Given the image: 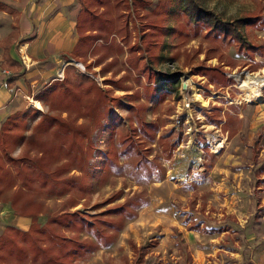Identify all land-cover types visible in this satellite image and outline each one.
Masks as SVG:
<instances>
[{
    "label": "trees",
    "instance_id": "1",
    "mask_svg": "<svg viewBox=\"0 0 264 264\" xmlns=\"http://www.w3.org/2000/svg\"><path fill=\"white\" fill-rule=\"evenodd\" d=\"M76 1L74 28L77 39L69 51L62 53L65 64L61 76L53 77L33 95L45 105V111L40 112L30 126L27 121L36 116V109H15L0 122V201H7L11 206L21 202L17 213L29 217L26 228L7 223L1 229L0 264H86L89 255L98 247L112 243L125 220L134 218L137 208L146 203L142 191H132L118 201L122 195V189L118 188L94 203L96 211L74 207L89 189L91 132L100 128L123 96L128 100L125 101L127 126L118 135L117 145L109 140L102 171L118 174L124 169L136 182L157 181L164 177L161 160L169 159L182 140L185 120L184 112L175 117L174 104L165 101L168 91L175 88L173 74L150 65L157 61L166 36H201L207 41L203 59L191 68V73L204 76L206 84L215 86L231 82L223 72L224 67L234 66L232 56L225 53L229 47L242 57L241 66L251 64L248 70L260 66L254 57L264 56V42L249 33L264 27V0H255L251 9L231 17L221 16L206 5L205 0ZM0 10L14 12L2 2ZM130 29L134 34L132 42ZM17 35V31L10 30L0 39V68L14 73L6 78V86H11L14 78L24 73L20 60L9 54V46ZM113 35L118 36V42ZM98 40L100 43H96ZM124 47L128 70L142 75L144 81L141 90L115 94L114 89L128 90L124 83L126 75L103 77V85L94 77L109 70L114 62L115 58L106 59L111 49L122 52ZM195 50L197 54L202 51L200 45ZM88 53L99 55L87 61ZM212 57L216 62L206 64L205 61ZM70 60L80 61L87 72L78 70ZM100 63L97 70L93 69L92 66ZM158 80L161 81L158 83ZM234 81L237 84L235 78ZM250 81L245 88L254 83L259 86L256 80ZM148 102L149 108L156 113L154 118L145 117ZM221 108V105L209 103L201 109L207 123L218 125L227 137H231L238 130L240 117L237 112ZM62 112L66 116H62ZM78 117L84 121H77ZM263 138L264 120L248 141L251 163L255 164L251 181L253 191L264 182V175H261L264 155L259 157ZM214 143L217 149L219 144L215 140ZM20 146L21 152L13 155V150ZM205 150L210 167L216 153L208 148ZM72 169L77 172L69 174ZM39 192L61 200L60 207L46 214L42 222L39 214L43 202L36 197ZM196 211L184 221L187 230L219 232L230 226L228 222L216 224L203 201ZM225 216L234 224L237 222L232 215ZM82 232L89 236L81 235ZM156 243V237L141 243L131 240L130 264H150L147 252ZM241 255V264H247L245 252Z\"/></svg>",
    "mask_w": 264,
    "mask_h": 264
},
{
    "label": "rangeland",
    "instance_id": "2",
    "mask_svg": "<svg viewBox=\"0 0 264 264\" xmlns=\"http://www.w3.org/2000/svg\"><path fill=\"white\" fill-rule=\"evenodd\" d=\"M37 1L41 0H14L24 5L27 11L35 6ZM205 1L206 5L221 16L231 17L251 9L255 0ZM59 4L60 7L67 9L64 15L72 19L75 9H78L77 1L60 0ZM35 13H38V9ZM39 15L42 16L41 12ZM13 20L15 21L16 18L13 17ZM41 22L42 20L40 24ZM10 26L12 27V24ZM132 33L130 29V34ZM249 33L256 35L258 40L264 42V27L252 29ZM33 34L35 35V28L32 26L27 35ZM133 35L130 37V42L133 40ZM113 37L115 42L119 41L118 36L113 35ZM96 43H100L99 40ZM198 45L202 51L197 54L195 49ZM21 46L25 52V48ZM206 46L207 41L201 36L191 38L168 35L158 51L157 61L150 63L152 67L160 71L173 74L172 78L176 80L175 88L168 91L165 101L174 104L175 117H178L180 112L185 113V120L182 123V140L169 159L161 160L165 168V174L161 180L136 182L124 169L118 174L102 171L103 155L109 140L112 139L111 142L117 145L118 135L127 126L125 101L128 100L125 96L113 106L100 128L91 132L93 148L88 163L89 189L84 197L78 199L74 207L88 212L96 211L94 203L101 201L118 188L122 189V195L117 199L118 201L132 191H142L147 201L137 208L134 218L125 220L115 240L93 251L85 261L86 264H130L132 256L130 241L141 243L150 237L157 239L156 245L151 246L147 252L150 264H192L195 259L199 264H234L240 261V252L248 251L249 253L248 249L252 251L250 262L264 264V183L256 192L251 190L250 184L254 178L252 173L255 164L251 163L248 147V141L264 120V67H262L264 56L254 57L260 66L255 70H248L251 64L241 66L242 57L234 54L229 47L225 53L232 56L234 66L231 69L224 67L223 72L230 77L231 82L226 86H215L206 84L204 76L191 73V68L199 65L203 59V50ZM56 55L57 58L49 63L47 75L60 77V70L65 64V59L60 51ZM98 55V53H88L86 60L92 61ZM125 55V47L122 52L112 48L106 59L115 58L114 62L109 70L97 73L94 77L100 85H103L101 82L103 77L126 75L124 83L128 90L114 89L115 94H123L135 89L141 90L144 81L142 75L138 76L128 70ZM70 62L78 70L82 68L83 72H87L80 61L70 60ZM215 62L214 57L205 61L206 64ZM101 63L92 66L93 69L97 70ZM233 77L237 80V84ZM250 79L256 80L259 86L254 83L245 88L246 83L251 82ZM159 81L161 80H158V83ZM34 94L29 97H16L13 101L12 111L36 109L37 114L32 119H28V126L40 112L46 109L38 99L31 97ZM209 103L221 105V110L229 109L231 112H237L240 120L234 135L227 137L225 131L218 125L205 121L201 108L208 106ZM144 113L147 119L154 118L156 115L149 108V102ZM62 116H66L65 112H62ZM77 121H84V119L78 117ZM214 140L220 142L217 149L214 147ZM261 147L260 156L264 154V139L261 141ZM21 148L22 146L15 148L12 154L18 155ZM206 148L216 153L210 167L207 166L209 155L206 153ZM120 161L121 158H119ZM56 164L57 162L50 169ZM76 172L72 169L68 173ZM36 197L43 202V210L39 214L41 222L46 214L60 207V198L45 197L41 192L37 193ZM200 201L205 203V210L210 215L216 216V223L226 221L225 214H236L241 218V222L239 221L236 226L232 224L234 227L229 228L233 234L224 241V243L227 242L226 251L219 250L220 252L214 254L215 246L224 238L222 233L185 228L184 221H188L196 214ZM21 206V202L11 206L7 201L1 200L0 219L19 215L17 212ZM9 217L6 219L9 220ZM81 235L89 236L84 232ZM231 237L235 238L236 243L230 242L233 239ZM261 249L262 251H259Z\"/></svg>",
    "mask_w": 264,
    "mask_h": 264
},
{
    "label": "crops",
    "instance_id": "3",
    "mask_svg": "<svg viewBox=\"0 0 264 264\" xmlns=\"http://www.w3.org/2000/svg\"><path fill=\"white\" fill-rule=\"evenodd\" d=\"M0 2L9 5L14 9V12L12 13L6 12L4 10H0V39L3 36H5L10 30L17 31L18 35L16 39L9 46V54L11 55V57L19 60L18 52H17L18 51L17 44L23 45V47L26 50L25 51L26 55L31 60V64L27 68H25L20 62L21 68L24 70V73L20 76H16L11 86H4L2 84V81L6 80V78L9 75H14V73H10L7 69L0 68V122H1L3 118L9 112L12 111L13 101L16 97H20V96L29 97V95L34 94L39 88L44 87L54 77L51 75L50 76L47 75L49 74L48 73L50 68L49 63L53 59L57 58L56 55L57 52L60 51L61 53H63L69 51L77 39V35L74 28V17L77 9H75L74 17L72 19H69L64 15V13L67 12V9L64 7H60L59 4L60 0L37 1L35 2L36 3L35 6L29 8V11H27V9L24 8V5H21L19 2H14V0H0ZM37 9H38V13L36 14L35 10ZM40 12L42 14L41 17L39 15ZM60 13L62 16L60 15ZM13 17L16 18L15 21L13 20ZM41 20L42 22L40 24ZM11 24L12 27L10 26ZM32 26L35 28V35L34 34L27 35ZM26 37L29 38H27V40H25L22 43H17V40L25 39ZM1 52H2V48L0 46V59H1ZM60 71H62V67ZM59 76H61V73L59 74ZM36 100H31V101H36ZM218 144L220 145V142H218ZM263 155L264 154H262L261 156ZM202 169H203V165H202ZM261 175H264V172ZM262 183L264 182L259 183L258 187L254 190L255 192L257 189L261 188L260 185ZM251 190H253L252 186H251ZM261 201L263 200L261 199ZM212 216L214 217L215 219L214 221L216 223V219H217L216 216L214 215ZM8 217L9 216L5 218L1 217L0 231L3 228V226L7 223L15 224L21 228H26L29 223V217L27 216L15 215L9 217V220L6 219ZM232 217L235 218L237 221L235 224H238L239 221L241 222V218H239L236 214L232 215ZM224 218H226V216ZM225 220L226 221H224L223 223L228 222V224L230 225L229 228L234 227L232 225L234 224V222H231L227 219ZM243 220L244 219H242V221ZM223 223H216V224H223ZM229 228L219 232L214 231L217 233H222L224 235V238H222L219 244L215 246L214 254H216V252H220L219 250L226 251L225 246H227V242L224 243V241L228 237H230V235L233 234L231 231H229ZM230 242L236 243L235 238H233ZM233 247H235V244H233ZM248 250L249 253L248 251L240 252V261L238 262L239 264H241L242 261V255H241L242 252H245L246 254L247 264H255L253 263V261L250 262L251 261L250 254L252 253V251L251 249ZM259 251H262V249ZM238 263H234V264H238ZM192 264H199V262L195 259Z\"/></svg>",
    "mask_w": 264,
    "mask_h": 264
},
{
    "label": "built area",
    "instance_id": "4",
    "mask_svg": "<svg viewBox=\"0 0 264 264\" xmlns=\"http://www.w3.org/2000/svg\"><path fill=\"white\" fill-rule=\"evenodd\" d=\"M17 50H18L17 52H18V57H19L20 62L22 63V65H23L25 68H27V67L31 64V60H30L29 57L25 54V52H24V50L22 49L21 45H18ZM80 71L83 72L82 68H81ZM2 84H3L4 86H6V82H5V80L2 81Z\"/></svg>",
    "mask_w": 264,
    "mask_h": 264
}]
</instances>
